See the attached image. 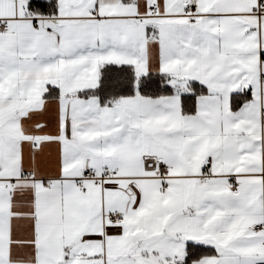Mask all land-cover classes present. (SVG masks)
I'll return each mask as SVG.
<instances>
[{
  "label": "snow or ice",
  "instance_id": "obj_1",
  "mask_svg": "<svg viewBox=\"0 0 264 264\" xmlns=\"http://www.w3.org/2000/svg\"><path fill=\"white\" fill-rule=\"evenodd\" d=\"M0 264H264V0H0Z\"/></svg>",
  "mask_w": 264,
  "mask_h": 264
}]
</instances>
